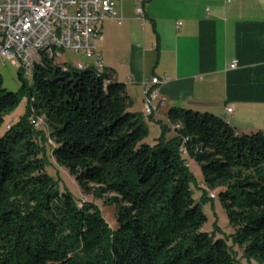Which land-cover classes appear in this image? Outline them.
<instances>
[{"label":"trees","instance_id":"trees-1","mask_svg":"<svg viewBox=\"0 0 264 264\" xmlns=\"http://www.w3.org/2000/svg\"><path fill=\"white\" fill-rule=\"evenodd\" d=\"M31 69L30 86L18 69V92L4 89L0 75V125L26 100L0 136V264H236L224 240L201 232L206 217L182 153L205 189L217 191L247 263L264 264V133L238 134L213 114L170 108L174 136L161 126L150 147L111 73L47 59ZM47 149L81 194L114 208L115 229L93 203L60 194Z\"/></svg>","mask_w":264,"mask_h":264},{"label":"crops","instance_id":"crops-1","mask_svg":"<svg viewBox=\"0 0 264 264\" xmlns=\"http://www.w3.org/2000/svg\"><path fill=\"white\" fill-rule=\"evenodd\" d=\"M109 1L121 22L105 21L96 47L104 71L124 84L128 111L148 129L165 124L172 138L178 126L166 113L177 108L218 116L238 134L264 133V0ZM152 78L166 81L155 87L158 107L146 117L141 83Z\"/></svg>","mask_w":264,"mask_h":264},{"label":"built area","instance_id":"built-area-1","mask_svg":"<svg viewBox=\"0 0 264 264\" xmlns=\"http://www.w3.org/2000/svg\"><path fill=\"white\" fill-rule=\"evenodd\" d=\"M135 12L136 19L146 24L140 5ZM107 20L121 22L109 0H0V60L25 70L47 59L65 69L66 52L90 61L88 66L75 63L76 70L88 67L94 73H102L104 66L96 43L102 39V24ZM235 67V61L228 66ZM165 81L152 78L141 83L144 116L156 112L155 87ZM232 111L229 106L225 109L226 114ZM209 196L214 198L213 194Z\"/></svg>","mask_w":264,"mask_h":264},{"label":"rangeland","instance_id":"rangeland-1","mask_svg":"<svg viewBox=\"0 0 264 264\" xmlns=\"http://www.w3.org/2000/svg\"><path fill=\"white\" fill-rule=\"evenodd\" d=\"M63 59H65L67 64L74 65L75 63L85 62V59L81 55H73L71 53H64ZM18 68L12 65L9 61L0 60V75L3 78V87L9 92H18L20 88V82L17 79ZM22 76L26 81L28 86L31 85V76L32 69L28 68L22 72ZM26 100L21 99L18 106L9 114L5 115L2 124L0 125V136L5 132L7 125H12L19 120L25 113ZM39 130L43 131L46 138L48 137L47 128L42 119H39ZM169 127L162 123H157L156 126H152L150 129L147 128L148 135L144 140L148 146H154L157 142V139L161 135L162 127ZM168 135H171L170 129L166 131L165 138L170 139ZM50 145L47 138L46 148ZM47 158L48 164L46 166V172L57 182V188L60 194L66 192L69 193L74 199L78 201L91 202L93 203L100 211L101 217L105 220L108 226L113 230L116 227L115 217H114V208L111 206H106L103 204L102 200L93 199L91 196H85L80 193V190L73 180V178L68 174L64 168H59L56 166L54 160L51 158L50 152L47 149ZM182 158L187 161L190 172L194 176V182L190 184V191L192 199L199 204L200 209L206 221L201 227V232H204L210 236H213L215 239H222L225 241L229 247L230 253L232 254L236 264H248L247 260L243 257L242 249L235 243L233 235L234 229L229 225L227 217L224 210L222 209L218 199L217 191H208L201 184V174L198 166L188 158L185 153L181 154ZM206 193V195L204 194ZM210 193L214 195L213 199L210 198ZM206 196V199L202 200L203 196ZM251 264H255L252 262Z\"/></svg>","mask_w":264,"mask_h":264}]
</instances>
